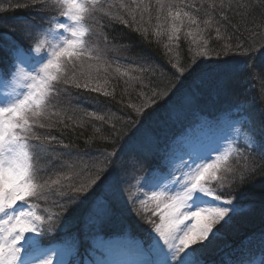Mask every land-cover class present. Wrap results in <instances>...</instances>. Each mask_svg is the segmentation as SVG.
<instances>
[{"label":"snow or ice","instance_id":"6c2138e0","mask_svg":"<svg viewBox=\"0 0 264 264\" xmlns=\"http://www.w3.org/2000/svg\"><path fill=\"white\" fill-rule=\"evenodd\" d=\"M15 6L33 7L47 16L43 18L46 27L25 20L5 30L6 22L0 21V78L7 77L14 85L0 99V264H72L67 256L78 255L81 244L88 246L93 259L75 264H206L200 257L212 244L209 235L214 240L219 233V229L213 233V227L221 221L227 225L232 219L229 213L234 216L239 211L233 198L222 199L217 189L244 188L258 174L264 176V170L252 160L253 154L264 160V63L255 62L258 54L264 60V42L259 46L236 42L233 46V36L221 32L232 23L229 13L243 20L251 15L249 6L241 0H211L206 8L186 0H156V19L163 17L170 23L164 30L157 24L151 31L144 26L145 14L148 22L152 19L150 0H17ZM202 8L207 17L204 28L198 16ZM259 8L264 15V0H259ZM212 13L219 16L215 33L222 43L218 49L209 48L203 35L214 26ZM185 21L190 29L186 38L191 39L188 60L182 64L181 54L173 52V46L179 49ZM116 24L136 33L139 42L149 48L162 46L169 69L139 52L128 65L119 63L121 49L129 53L134 49L123 38L108 34L107 29ZM232 26L240 32L239 27ZM164 36L167 42L161 39ZM233 52L247 60L218 65L213 73L216 87L211 90L218 94L230 79L234 84L259 79L258 99L225 109V119L201 121L198 127L214 129V138L188 132L178 135L173 154L181 153L186 171L173 176L172 183L178 189L157 190L161 167L146 168L139 132L127 145L116 146L124 126L139 122L149 108L168 100L175 87L171 80L179 81L192 73L200 58L219 59ZM121 80L122 92L132 89L141 101L127 103L131 110L127 120L115 114L88 112L79 104L85 99L84 93L115 99ZM196 80L208 86L211 77L201 71ZM88 99L99 102L95 97ZM233 109L238 118H233ZM92 120L108 128L102 132L92 124L94 134L81 152L75 140L80 138L79 130ZM95 141L113 147L98 149L87 166L78 163L89 155L88 147L96 146ZM168 187L164 185V189ZM141 192L143 195H138ZM40 201L44 202L43 209ZM149 202L155 207L150 208ZM85 204V216L94 231L83 238L77 235L72 252L43 243L44 237L64 231L67 214ZM125 206L149 226L146 242L132 239L125 231L106 232V225ZM261 208L264 211V187ZM186 220L194 223L182 228ZM260 245L264 248V231ZM233 264L246 262L239 259Z\"/></svg>","mask_w":264,"mask_h":264},{"label":"trees","instance_id":"16d2710c","mask_svg":"<svg viewBox=\"0 0 264 264\" xmlns=\"http://www.w3.org/2000/svg\"><path fill=\"white\" fill-rule=\"evenodd\" d=\"M118 1L120 2V0ZM20 2L23 3L25 0H20ZM115 2H117V0H115ZM209 2H211V0L202 2V4H204L206 8ZM218 2L219 0H217V3ZM241 2L249 6L251 15L245 16L242 20L239 15L229 13L232 23L227 24L225 28H221V32L222 34L233 36V46H235L236 42L244 43L246 46L256 43L257 46H259V43L264 42V15H262L259 8V0H241ZM16 3L17 0H0V21L6 22L5 30L13 25L18 26L21 21L25 20H33L37 25L46 27V19L43 18L47 16V13L38 12L33 7H16ZM212 15L215 17L213 21L214 26L208 28L203 35L204 38L209 41V48L218 49L222 43V41L216 39L215 33L216 20H219V16L216 13H212ZM198 16L201 21L200 26L204 28L205 25L203 24V20L207 18L204 8L201 9ZM221 23L224 22L221 21ZM233 24L240 28V32L235 31L232 26ZM117 25L109 27L107 29L108 34L118 39L123 38L124 41L131 43L134 49L131 53L121 49L119 53V63L128 65V61L134 59L139 52L150 55L166 70L169 69V65L166 63L165 57L160 51L163 50L162 46L159 49L149 48L145 44L139 42L137 34L135 35V33H133V35L127 30L121 31ZM194 27L195 26H193V28ZM183 28L181 32L186 35V32L190 30L189 26L184 25ZM185 35H180L179 49L173 46V52H180L182 64L186 63L188 60L189 41ZM161 39L167 42L165 36L161 37ZM101 46L103 47V45ZM112 55H115V53ZM108 59H111V57H108ZM245 60H247V57L239 52H233L231 55L219 59L215 57L212 59L200 58L197 64L193 66V72L190 74H198L201 71L206 72L211 77L208 86L200 84L199 81L196 80V74L188 78L187 76L181 78L179 81L174 79L171 80V83L175 84V87L172 89L168 100H162L154 107L149 108L145 113V117L139 122H129L125 125L123 128L124 135L116 143V146L123 147L127 145L128 139L137 136L139 132L141 141L139 148L140 151L147 156L146 168L150 169L155 166H160L161 161L169 154L175 138L182 134V131L187 132V129L199 125L203 120L214 119V116L217 114V112H215L216 110L218 111L224 108L221 111L225 112L224 110L229 109L230 106L244 103L246 100L252 101L253 99H258L261 90V81L259 79H248L241 81L239 84H234L230 79L219 88L218 94L217 91L211 90L216 87V77L213 73L218 65L223 64L225 61L240 64ZM255 62L257 65H260L264 63V60H262L258 54ZM174 71V69L170 70L169 75L171 76V73ZM167 83L168 81H165L166 85ZM122 89L123 80L119 82V86L116 88L117 95L115 99L103 97L97 93H84L85 99L81 100L79 104L85 111H96L99 114L108 115L115 114L116 117H123L127 120L131 112V110L126 107L127 103L139 104L141 101L136 95V92L132 89H128L127 92H122ZM187 89H191L195 92L193 93V97L196 99L195 102L197 106H195V109L192 108L187 112H189L192 118L196 119L192 123L190 120H185L178 125L180 118L177 115L176 126H172L170 124V119L173 116L172 110L181 104L183 95ZM197 95L199 97H197ZM88 97H95L99 102H90ZM169 100L171 103L168 102ZM257 107H259L258 104ZM168 111L169 113L167 115ZM179 113L180 112H177V114ZM108 115H106V119ZM233 118H238V114L234 109ZM132 119H135L134 114H132ZM92 124L101 127L102 132H105L108 128V125L103 122L92 120L91 124L87 125L85 129L79 130L81 135L79 139L75 140V143L80 148L81 152L85 151L86 140L94 134ZM94 143L96 145L95 147L87 148V152L89 153L88 156L91 157L89 161H92V157L97 153L98 149L103 150L107 148L111 150L113 147L112 144H107L104 141H95ZM252 160L255 161L259 170H264V160H262L258 154H253ZM212 187L215 188L216 185L213 183ZM262 187H264V176L258 174L256 180L244 188L237 189L226 187L224 189H217V194L221 195L222 199L229 197L233 198V202L239 209L238 212H245L247 210L252 212L241 215L238 218L240 220L237 221L236 224H232L233 229H231L230 233L224 239L226 243L222 244L215 251H208L200 257L206 264H233L234 261L239 259H243L246 264H261V262L264 261V248L260 245V233L264 231V211H262L261 208ZM39 203L41 209H43L45 205L42 202ZM148 206L150 208L155 207L153 203H149ZM87 207V204L81 205L69 212L65 218L67 220L66 229L64 231H57L54 235L44 237L43 243L49 245L56 241L66 240L72 250L73 239L77 235L83 238L86 233L85 229H87L88 225L86 223L83 224V217L85 216ZM49 210L52 211L54 209L50 207ZM153 219L158 222V217H153ZM148 227L149 226L140 221L132 211L126 208L106 225V232L112 234L125 231L131 238L143 239L146 242L149 238L146 231ZM93 230L94 225H91L88 233L91 234ZM87 250L88 246L86 244H81L78 256L87 254Z\"/></svg>","mask_w":264,"mask_h":264},{"label":"rangeland","instance_id":"374dc122","mask_svg":"<svg viewBox=\"0 0 264 264\" xmlns=\"http://www.w3.org/2000/svg\"><path fill=\"white\" fill-rule=\"evenodd\" d=\"M205 1H208V0H186L187 3H199V4H202V2H205ZM117 2H119L117 0ZM123 2H126V3H129V1H123ZM146 2H148V0H146ZM151 4L153 5V14H152V19H151V22H148V14H145L144 16V21L146 22L144 26H147L150 31L152 29L155 28V26L157 24H161L163 25V28L162 30L166 29L167 26H168V21H165L163 19V17H161V19L158 21L156 19V16H155V2L156 0H150ZM117 25V24H116ZM186 26H188L187 24V21H185V24ZM119 27V30L123 31V30H127L129 31L131 34H133L134 32L130 31L128 28H126L125 26L123 25H120L118 24L117 25ZM184 28L182 27V30ZM181 30V31H182ZM134 35V34H133ZM136 35V33H135ZM180 35H185L183 34L182 32L180 33ZM186 36V35H185ZM166 37V36H165ZM191 38H187V40L189 41ZM167 41V39H166ZM181 44V42H180ZM161 53L163 52V50H160ZM124 65V64H123ZM127 65V64H126ZM115 67V66H113ZM193 74H196V73H193ZM193 74H190V73H186L184 75V77L187 76L190 77L192 76ZM183 77V78H184ZM14 85L10 82V80L7 78V77H3V78H0V99H3L6 95V93L10 92L12 90V87ZM22 91V90H21ZM193 92L191 89H187L183 95V99H182V102L180 105H178L176 108H173L172 110V113H173V116L171 117L170 119V124L172 126H176V120H177V115L179 116L180 118V122H178V125L183 123L185 120H190L191 123L193 121H195L196 118H192L190 115H189V112L187 111H190V109L194 108L195 109V106H197V103L195 102L196 99L193 97ZM89 94V93H88ZM93 94V93H91ZM198 94V93H197ZM197 97H199L197 95ZM224 108H221L219 109L218 111L216 110L215 112H217V114L214 116V119H225L226 118V113L221 111L223 110ZM88 110V109H87ZM92 112V111H91ZM177 112H180L179 114H177ZM186 112V113H185ZM191 112H194V111H191ZM169 111L167 112V115H168ZM99 114V113H98ZM178 118V119H179ZM190 123V124H191ZM187 132L190 133L191 135H194V136H200L202 138H206V139H211V138H214V136L216 135V131L214 129H209L207 127H198V125H195L193 128L191 129H187ZM182 133H185L182 131ZM175 142V140H174ZM141 145V144H140ZM173 146H174V143L172 144V148L169 152V154L162 160L164 161L165 163L162 164V161H161V164H160V167H161V170L160 172L158 173L159 177H160V184H159V188L157 190H165V191H168V190H171V189H178V185L176 184H173L172 183V179H173V176H181L185 171H186V168H185V165H184V162L181 160V153L179 151H176L175 154H173ZM91 159L90 156L86 155L85 157H82V159L78 162L80 163L81 165H88L90 164L91 161H89ZM89 161V162H88ZM167 184L169 187L168 189H164V185ZM151 193H149L150 195ZM138 195H143V192L139 193ZM207 199H211V198H207ZM44 204L43 201H40ZM151 203V202H149ZM215 203V202H214ZM233 205H235V203L233 202ZM155 206V204H154ZM231 207V206H230ZM128 208L127 206L123 207V209H126ZM253 209V208H252ZM252 211H245V212H238L236 215H232V213H229L230 216H232V219L230 221V223H228L227 225L224 224V221H221L220 224H217L213 227V233H216L217 230L219 229V233L218 235L216 236V238L213 240V237L212 235L210 234L209 235V240H212V244L211 246L209 247V249L206 251H215L216 249H218L222 244L226 243L225 242V237L230 233L231 229H233L232 227V224H236L237 221H239L240 219H238L241 215L243 214H248ZM225 219L227 220L228 217H225ZM158 221H159V218H158ZM87 224L88 227L87 229H85V232L87 234L89 229H90V226L92 225L91 223L88 222L86 216L83 217V224ZM194 222L191 221V220H186L184 222L183 225H181L182 228H186L190 225H192ZM94 231V230H93ZM92 231V232H93ZM91 232V233H92ZM132 239H135V240H140V239H136V238H132ZM149 239V238H148ZM63 241V240H61ZM140 241H144L143 239H141ZM58 242V241H56ZM145 242V241H144ZM205 243H207V241H205ZM59 246V245H58ZM199 245H194L193 247H198ZM66 252H72V250L70 249V245L68 244L66 248H63ZM87 254H82V255H77V254H72V255H68L67 256V259H69L72 264H75L74 261H72L73 258H77L78 260L80 261H83V260H90V259H93V256L91 255L90 251L87 250ZM205 252V253H206ZM81 254V253H80ZM83 258V259H82ZM259 264V263H258Z\"/></svg>","mask_w":264,"mask_h":264}]
</instances>
